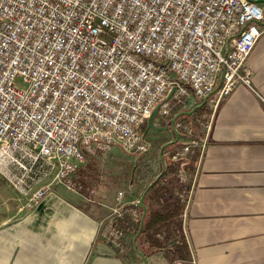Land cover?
I'll return each mask as SVG.
<instances>
[{"label": "built area", "instance_id": "1", "mask_svg": "<svg viewBox=\"0 0 264 264\" xmlns=\"http://www.w3.org/2000/svg\"><path fill=\"white\" fill-rule=\"evenodd\" d=\"M263 19L254 0H0V173L27 196L23 208L56 183L80 187L89 154L147 151L143 125L172 87L215 109L252 86ZM175 126L189 139L173 159L204 151L191 125ZM112 222L102 235L124 250Z\"/></svg>", "mask_w": 264, "mask_h": 264}, {"label": "crops", "instance_id": "2", "mask_svg": "<svg viewBox=\"0 0 264 264\" xmlns=\"http://www.w3.org/2000/svg\"><path fill=\"white\" fill-rule=\"evenodd\" d=\"M254 1L264 7V0ZM260 27L262 35L249 57L252 86L238 85L215 109L193 94L173 96L175 102L185 98L190 102L168 121V116L156 118V123L170 126L161 130L168 137L159 151L162 165L171 143L188 140L182 129L173 126L175 118L207 141L197 169L189 174L190 200L184 220L192 264H264V19ZM169 102L172 108L175 102ZM140 173L134 184L121 190L120 198L114 190L108 202L95 201L80 187L56 183L32 209L23 208L25 194L23 202L14 204L1 198L9 188L0 185V264H145L135 248L137 211L131 204L138 202L159 173L139 189ZM119 208L123 212L120 232L132 235L130 242L128 236L123 240L124 250L102 235L104 225L116 221L114 210ZM146 260L169 264L162 253Z\"/></svg>", "mask_w": 264, "mask_h": 264}, {"label": "trees", "instance_id": "3", "mask_svg": "<svg viewBox=\"0 0 264 264\" xmlns=\"http://www.w3.org/2000/svg\"><path fill=\"white\" fill-rule=\"evenodd\" d=\"M184 144V142L176 141L166 148V168L158 179L155 176L150 181V183H154L144 200L147 204V212L143 222L142 206L131 204L132 208L137 211V221L133 230V235H138L136 238L137 247L146 256L164 254L169 258V264H192L190 262L192 247L187 235L184 215L190 200L191 180L189 174L192 175L197 169L202 154L199 148H195L186 156L173 159V156L182 149ZM138 171H140L139 163L131 179V184L135 183ZM82 172L80 171L79 177H74V180L81 187H86L88 180ZM81 187L80 191L88 194ZM122 219L123 217L118 215L116 221L112 222V226L118 228L119 231H122ZM132 252L135 253V250L133 249Z\"/></svg>", "mask_w": 264, "mask_h": 264}, {"label": "rangeland", "instance_id": "4", "mask_svg": "<svg viewBox=\"0 0 264 264\" xmlns=\"http://www.w3.org/2000/svg\"><path fill=\"white\" fill-rule=\"evenodd\" d=\"M171 102L174 103L175 99H171ZM188 102H190L189 98L175 102L172 108L169 107V114L165 121L173 117ZM145 126L142 129V133ZM167 138L163 131L151 129L147 134V140L150 144L149 149L143 153L128 151L116 145L111 148L112 150L89 154L74 176L78 178L80 171H83L82 174L88 180V184L86 187L79 186L88 192V195L95 201L108 202V194L114 190L117 192V197L120 198L123 196L121 190L128 189L131 185L132 174L136 170L133 169L136 163H139L140 174L143 175L137 185L139 189L144 188L162 170L163 165L159 161L158 156L160 147ZM0 185L9 188L4 189L1 198L12 204L24 201V194L2 173H0ZM123 235L125 236V241L127 239L126 236H128V242L131 241L132 235L130 233L125 232Z\"/></svg>", "mask_w": 264, "mask_h": 264}, {"label": "water", "instance_id": "5", "mask_svg": "<svg viewBox=\"0 0 264 264\" xmlns=\"http://www.w3.org/2000/svg\"><path fill=\"white\" fill-rule=\"evenodd\" d=\"M176 89H177V86L172 87L171 90H170V92H169V94L167 95V97L164 98L163 101L157 103L156 106L154 107V109L152 110L151 114L149 115V117H148V119H147L145 129H144V131H143V133H142V138H143L144 141H147V134H148V132H149L151 129H154V130H166V129H169V127H170L169 125H160V124L156 123V118H157L158 115H159V112H160V108H161L162 103L170 101V100L172 99V97L174 96V93H175V90H176ZM175 120H176V118L173 120V126L175 125ZM174 128H175V127H174ZM169 144H170L169 142L166 143V144L164 145V147H166V146L169 145ZM164 147H163V148H164ZM162 159H163V158H162ZM162 161H163V169H162L161 173H159V175L156 177V179H158V178L163 174V172H164V170H165V168H166V163H165L164 159H163ZM136 166H137V163H136V165L134 166V169H133V170L136 169ZM133 174H134V173H133ZM153 183H154V182H152V183L146 188L144 194L142 195V197H141V198L138 200V202L136 203L137 205L142 206V208L144 209V211H143V217H142V222H143L144 217H145L146 212H147V207H146V205H145V203H144V198H145V195H146L147 191H148L149 188L153 185ZM132 192H133V191H128L129 194L132 193ZM141 225H142V224H141ZM136 236H138V235H136ZM135 240H136V238H135ZM135 248H136V251H137V252L141 255V257L144 259L145 264H148V263H147V260H146V256H145V254H144L143 252H141V251L138 250L136 244H135Z\"/></svg>", "mask_w": 264, "mask_h": 264}]
</instances>
